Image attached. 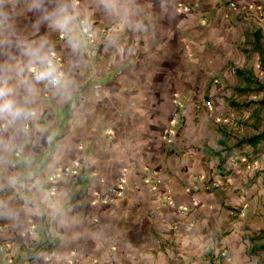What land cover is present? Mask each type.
I'll use <instances>...</instances> for the list:
<instances>
[{
	"label": "crops",
	"instance_id": "1",
	"mask_svg": "<svg viewBox=\"0 0 264 264\" xmlns=\"http://www.w3.org/2000/svg\"><path fill=\"white\" fill-rule=\"evenodd\" d=\"M227 1L5 4L0 64L43 40L71 85L36 84L27 117L0 120V264H264V121L234 102L264 99V21ZM60 2L71 32L44 19Z\"/></svg>",
	"mask_w": 264,
	"mask_h": 264
},
{
	"label": "clouds",
	"instance_id": "2",
	"mask_svg": "<svg viewBox=\"0 0 264 264\" xmlns=\"http://www.w3.org/2000/svg\"><path fill=\"white\" fill-rule=\"evenodd\" d=\"M6 3L11 5L12 10L15 9V0H0V21L9 18V11L5 9ZM105 3L110 7L112 0H105ZM41 6L42 0H33V8L39 10ZM44 19L49 22L50 27L66 33L72 31L77 15L74 5L60 2L47 12ZM69 42L74 50L79 47L75 39H70ZM46 44L43 40L35 45L20 43L18 46L21 48V55L27 57V62L0 64V120L14 123L26 118V105L35 99L39 91L36 84L44 83L57 90H67L70 87L71 81L53 60L51 50L46 48ZM20 87L25 92L22 102L18 99Z\"/></svg>",
	"mask_w": 264,
	"mask_h": 264
},
{
	"label": "built area",
	"instance_id": "3",
	"mask_svg": "<svg viewBox=\"0 0 264 264\" xmlns=\"http://www.w3.org/2000/svg\"><path fill=\"white\" fill-rule=\"evenodd\" d=\"M196 5L193 4H180L178 6V8L180 10H191L195 7ZM226 6L228 8H235V7H239L241 10L245 11V12H253L255 14V16L258 18V20L264 21V7L263 5L258 1V0H250L246 5H241V0H228L226 2ZM87 28H90L89 26ZM110 29L107 28L104 31V34L108 35ZM53 60L57 63L60 64L61 59L56 57V56H52ZM204 105L208 108H210L212 106V102L210 99L204 101ZM177 115V114H175ZM172 133L171 130L166 129L164 131V134L166 136L170 135ZM19 151V149H18ZM76 163H72V167H75ZM251 166H256V162H252ZM135 170V165H131L128 168H124L121 172V175L119 177V179L114 182V183H107V182H103L102 185L104 187V191L102 194H98V200L102 201V202H108L112 199H115L117 197H120L122 195V191L124 188V182H125V177L129 174L130 171H134ZM65 174H73L72 170H66ZM145 182H149V177H145ZM215 183H213L214 185ZM193 188H196L197 185H193ZM154 188V187H151ZM52 190H54V187L52 188ZM167 200L169 201L170 205H172V202L170 201V197H167ZM192 202L195 204L200 203L199 199H197L195 197V195H192ZM0 231H3V228L0 227ZM52 255L51 252L47 253V258H50Z\"/></svg>",
	"mask_w": 264,
	"mask_h": 264
},
{
	"label": "rangeland",
	"instance_id": "4",
	"mask_svg": "<svg viewBox=\"0 0 264 264\" xmlns=\"http://www.w3.org/2000/svg\"><path fill=\"white\" fill-rule=\"evenodd\" d=\"M239 96L240 95L237 96L238 98H234V102L238 104H240V102H242L243 104L246 103V105L248 106H253L254 104H258V106L260 107V114L262 113L260 119L264 121V99L260 98V94L259 96H255V97L243 96L242 98H239ZM261 150H264V142L260 143V151ZM260 171L264 172V154L260 155Z\"/></svg>",
	"mask_w": 264,
	"mask_h": 264
},
{
	"label": "trees",
	"instance_id": "5",
	"mask_svg": "<svg viewBox=\"0 0 264 264\" xmlns=\"http://www.w3.org/2000/svg\"><path fill=\"white\" fill-rule=\"evenodd\" d=\"M256 137V136H255ZM254 137V138H255ZM264 137V130L260 133V139H262Z\"/></svg>",
	"mask_w": 264,
	"mask_h": 264
}]
</instances>
